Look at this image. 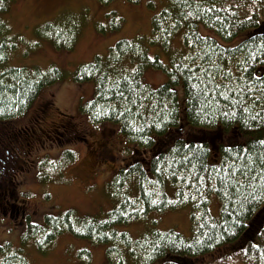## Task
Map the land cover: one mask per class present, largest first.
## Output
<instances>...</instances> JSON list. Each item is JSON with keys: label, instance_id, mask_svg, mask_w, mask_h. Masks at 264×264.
<instances>
[{"label": "trees", "instance_id": "trees-1", "mask_svg": "<svg viewBox=\"0 0 264 264\" xmlns=\"http://www.w3.org/2000/svg\"><path fill=\"white\" fill-rule=\"evenodd\" d=\"M11 2L0 3V150L13 153L15 166L27 153L19 140L23 136L26 141L31 125L9 129L5 123L23 117L40 93L66 73L55 66L42 70L11 65L18 41L9 37L1 17ZM240 5L230 0H168L153 16L151 46L167 55L181 37L186 52L166 64L150 56L141 38L121 40L105 57L74 71V82L94 85L92 100L82 104L81 113L96 126H117L131 144L129 163L113 174L119 202L103 221L79 217L71 209L46 216L42 224L28 216L23 244L31 241L44 252L69 232L105 245L110 263L122 249L135 264H194L229 248L211 263L239 257L248 264H264V4L247 0ZM202 27L216 37L204 35ZM242 34L234 46L221 43H232ZM47 37L58 48L74 45L71 35L58 28ZM149 68L163 71L167 81L150 85L144 78ZM14 180L12 175L0 186V203L12 205L1 218L6 213L18 218L12 211ZM134 183L137 196L131 192ZM213 194L220 201L217 218L209 207ZM185 206L191 209L189 238L169 230L134 239L116 228ZM23 244L0 243V264H28ZM89 255L88 250L79 253L83 260Z\"/></svg>", "mask_w": 264, "mask_h": 264}, {"label": "rangeland", "instance_id": "rangeland-1", "mask_svg": "<svg viewBox=\"0 0 264 264\" xmlns=\"http://www.w3.org/2000/svg\"><path fill=\"white\" fill-rule=\"evenodd\" d=\"M245 1L230 0L238 7ZM260 1L264 4V0ZM253 2L258 3V0ZM167 4L168 0H140L137 4L128 0H110L107 3L101 0H12L9 11L1 16L9 28V37L18 41L11 65L40 67L42 70L55 66L66 75L61 81L46 87L23 117L5 123L9 124V129L28 125L31 129L24 134L26 141L23 136L19 140L22 150L27 151L22 162L14 166L13 153L10 151L8 154L7 149L0 150V186L2 181L13 175L12 186L16 196L11 199L15 202L12 211L18 214L16 219L8 217V213L0 218V243L11 242L15 247L23 244L22 233L28 216L32 222L42 224L46 216L71 209L79 217H98L103 221L116 207L119 201L114 197L117 189L113 184V174L129 163L131 144L119 133L117 126H96L81 113L82 104L92 100L94 85L74 82L72 77L79 66L90 63L97 56L105 57L110 48L121 40L141 38L150 48V56H159L166 64L174 55L186 52L181 37L174 40L167 55L159 47L151 46L153 16ZM53 27L71 35L74 40L71 49L58 48L47 37ZM202 33L216 37L203 27ZM242 38L243 34L232 43H221L234 46ZM125 61L124 66L130 68L129 60ZM144 78L154 87L167 81L163 71L153 68L146 71ZM2 127L4 124L0 122V129ZM66 128L72 131V137L67 136L68 140L64 138ZM73 130L76 133L73 134ZM25 142L30 143L29 148ZM134 189L135 183L131 192L137 196ZM209 207L212 216L219 217L220 201L216 195L210 199ZM190 217L191 209L185 206L162 214H151L146 219L116 228L128 232L134 239L143 233L169 230L189 238L192 231ZM23 245L28 264H117L119 260L135 264L124 249L123 255L114 254V262L110 263L105 245L92 244L69 232L59 235L44 252L31 241ZM85 250L90 255L83 260L79 253ZM229 250L222 248L215 254L196 259L194 264H212ZM246 262L239 261L238 257L237 261L225 260L218 264Z\"/></svg>", "mask_w": 264, "mask_h": 264}, {"label": "flooded vegetation", "instance_id": "flooded-vegetation-1", "mask_svg": "<svg viewBox=\"0 0 264 264\" xmlns=\"http://www.w3.org/2000/svg\"><path fill=\"white\" fill-rule=\"evenodd\" d=\"M71 128H72V127H71ZM64 132L67 133V134L64 135V138H65V139H67V136H68L69 138L72 137V131L69 130L68 128H66V129L64 130ZM74 133H76V131L74 132V130H73V134H74ZM67 140H68V139H67ZM26 144L28 145V148H29V144H30V143L27 142ZM26 144H25V145H26ZM25 145H24V147H25ZM30 147H31V145H30ZM6 188H7V186L5 185V190L3 191V193H5ZM1 200H3V199H1ZM1 200H0V201H1ZM0 208H1V209H0V211H1L0 218H1V217H2V213L7 212L8 209H10V210L12 209V205L9 204L8 206L3 207V205L0 203Z\"/></svg>", "mask_w": 264, "mask_h": 264}, {"label": "snow or ice", "instance_id": "snow-or-ice-1", "mask_svg": "<svg viewBox=\"0 0 264 264\" xmlns=\"http://www.w3.org/2000/svg\"><path fill=\"white\" fill-rule=\"evenodd\" d=\"M0 3H2V0H0Z\"/></svg>", "mask_w": 264, "mask_h": 264}]
</instances>
